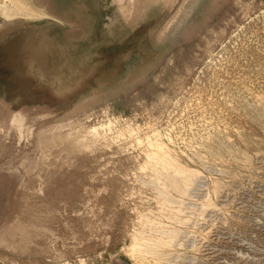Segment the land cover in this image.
<instances>
[{"label": "rangeland", "instance_id": "obj_1", "mask_svg": "<svg viewBox=\"0 0 264 264\" xmlns=\"http://www.w3.org/2000/svg\"><path fill=\"white\" fill-rule=\"evenodd\" d=\"M0 163V264H264V0H0Z\"/></svg>", "mask_w": 264, "mask_h": 264}, {"label": "bare ground", "instance_id": "obj_2", "mask_svg": "<svg viewBox=\"0 0 264 264\" xmlns=\"http://www.w3.org/2000/svg\"><path fill=\"white\" fill-rule=\"evenodd\" d=\"M117 1H120V0H117ZM26 122H27V120H24V121H23L24 124L21 122V124L24 126V127H23V130H24L23 134L25 135V138H26V130H25V128H26V127H25V126H26L25 123H26ZM26 129H27V128H26ZM90 135H91V134H90ZM92 135H93V134H92ZM94 135H95V134H94ZM84 136H85V135H84ZM84 136H83V137H84ZM90 137H91V136H90ZM93 137H94V136H93ZM79 138H81L80 135H79ZM96 138H97V137H96ZM91 139H92V138H91ZM81 140H82V139H81ZM96 141H97V140H96ZM93 144H94V143H93ZM78 148H79V147H78ZM82 148L84 149V147H82ZM98 149H100V148H98ZM79 153H81V152H79ZM79 153H78V154H79ZM78 154H77V155H78ZM76 157H78V156H76ZM85 158H86V157H85ZM101 158H102V157H101ZM107 161H108V160H107ZM109 162H110V161H109ZM136 164H137V163H136ZM0 165H1V163H0ZM105 167L113 168V167H111L110 165L107 166V163H106V166H104V168H105ZM121 167H122V166H121ZM100 169H101V168H100ZM100 169H99V171H100ZM102 170H103V169H102ZM109 173H110V172H109ZM112 173H113V172H112ZM109 176L111 177V175H109ZM100 179H101V178H100ZM76 180H77V179H76ZM80 180H81V179H80ZM80 180H79V181H80ZM114 180H116V179H114ZM114 182H115V181H114ZM143 182H144V181H143ZM110 183H111V182H110ZM112 183H113V182H112ZM112 183H111V184H112ZM170 184H171V183H170ZM198 186H199V185H198ZM179 190H180V189H179ZM70 191L73 192V191H75V190L70 189ZM171 196H172V195H171ZM172 199H173V198H172ZM189 206H190V205H189ZM191 206H192V205H191ZM25 210H26V212L29 211L28 208H26ZM20 219H21V218H20ZM18 220H19V219H18ZM29 220H30V219H29ZM29 220L25 221V222L22 224L23 227H24V231L32 230V229L35 227L34 224H31L30 226H28V225L26 224V223H28ZM37 220H38V219H37ZM36 223H37L38 225H40V227H41L43 230H45V228L47 227V226L45 227V223H43L42 220H38ZM178 224H179V223H178ZM139 254H140V253H139ZM24 256H25V255H24Z\"/></svg>", "mask_w": 264, "mask_h": 264}]
</instances>
